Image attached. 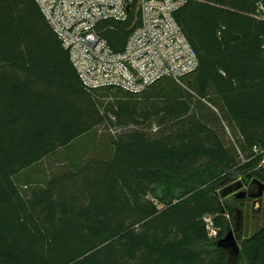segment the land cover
Listing matches in <instances>:
<instances>
[{"label":"trees","instance_id":"16d2710c","mask_svg":"<svg viewBox=\"0 0 264 264\" xmlns=\"http://www.w3.org/2000/svg\"><path fill=\"white\" fill-rule=\"evenodd\" d=\"M260 3L187 0L174 16L199 67L132 93L85 88L37 2L0 0V264L228 263L230 192L264 182ZM138 22L97 29L119 51ZM101 125L106 155L23 192L22 171ZM237 264H264V224Z\"/></svg>","mask_w":264,"mask_h":264},{"label":"built area","instance_id":"2783aa9c","mask_svg":"<svg viewBox=\"0 0 264 264\" xmlns=\"http://www.w3.org/2000/svg\"><path fill=\"white\" fill-rule=\"evenodd\" d=\"M35 1L89 90L112 87L139 93L163 78L181 82L199 67L198 56L174 16L187 0ZM258 11H264L262 3ZM132 12L138 25L124 47L115 51L97 25L103 20L126 21ZM207 221L210 234L216 236L211 219Z\"/></svg>","mask_w":264,"mask_h":264},{"label":"rangeland","instance_id":"374dc122","mask_svg":"<svg viewBox=\"0 0 264 264\" xmlns=\"http://www.w3.org/2000/svg\"><path fill=\"white\" fill-rule=\"evenodd\" d=\"M105 90H99L98 93H103ZM216 112L218 109L214 108ZM224 126L226 124L224 123ZM226 139L234 143L235 140L230 132V129L226 126ZM123 131L119 129L118 132ZM149 131H155L150 129ZM117 134L115 129H108L104 125L96 127L91 133L85 135L74 141L72 144L58 149L55 153L50 154L43 158L41 161L35 163L32 167L22 171L17 176L24 193L30 192V190L36 186L42 185L53 176L61 173L74 170L83 160L90 157L104 156L107 154V142L111 136ZM242 182L243 179L240 178ZM251 209V207H249ZM211 218H208L210 220ZM264 224V197L262 201V208L253 213L251 211L246 212L244 223V236H249L254 233L259 227ZM213 235V232H211Z\"/></svg>","mask_w":264,"mask_h":264},{"label":"water","instance_id":"95a60500","mask_svg":"<svg viewBox=\"0 0 264 264\" xmlns=\"http://www.w3.org/2000/svg\"><path fill=\"white\" fill-rule=\"evenodd\" d=\"M253 182L258 185V189L255 193H248L247 190L243 188L242 184L236 186V188L230 192V194L234 193L232 198L236 206V214L234 217L235 225L233 226L232 222L228 221L226 233L214 242L217 248L224 249L229 253L227 264H237L241 245L245 238L244 223L247 198H256L258 199V203H260L264 196V182L259 179H253Z\"/></svg>","mask_w":264,"mask_h":264},{"label":"flooded vegetation","instance_id":"af4514ba","mask_svg":"<svg viewBox=\"0 0 264 264\" xmlns=\"http://www.w3.org/2000/svg\"><path fill=\"white\" fill-rule=\"evenodd\" d=\"M243 188H245L248 193H255L258 189V185L254 183L253 180L251 179L244 184ZM233 195L234 193L231 194V196ZM262 201L258 203V199L256 198H247L246 205H245V216H246V212L248 211H251L253 213L258 212L262 208ZM249 207H251V209H249ZM231 222H232V225L234 226L235 221L233 220Z\"/></svg>","mask_w":264,"mask_h":264}]
</instances>
